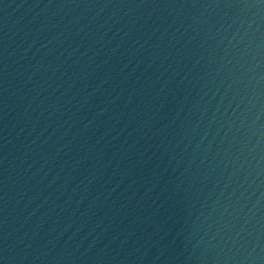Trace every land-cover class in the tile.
Here are the masks:
<instances>
[{
    "label": "water",
    "instance_id": "water-1",
    "mask_svg": "<svg viewBox=\"0 0 264 264\" xmlns=\"http://www.w3.org/2000/svg\"><path fill=\"white\" fill-rule=\"evenodd\" d=\"M0 264H264V0H0Z\"/></svg>",
    "mask_w": 264,
    "mask_h": 264
}]
</instances>
